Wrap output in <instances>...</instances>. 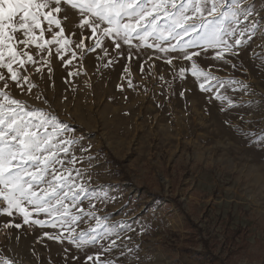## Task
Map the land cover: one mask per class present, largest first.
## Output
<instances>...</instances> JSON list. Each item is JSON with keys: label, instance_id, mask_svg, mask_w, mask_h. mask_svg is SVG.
Here are the masks:
<instances>
[{"label": "rangeland", "instance_id": "rangeland-1", "mask_svg": "<svg viewBox=\"0 0 264 264\" xmlns=\"http://www.w3.org/2000/svg\"><path fill=\"white\" fill-rule=\"evenodd\" d=\"M175 2L178 10L188 0ZM227 3L229 8L239 4L252 16L226 25L237 33L252 20L258 27L246 44L233 49L238 55L226 51L221 59L217 52L223 46H204L203 29L166 40L153 35L147 40L150 47L138 30L129 45L105 36L106 24L95 34L81 26L83 18H93L65 0L54 15L71 41L66 52H57L55 44L44 49L16 45L36 63L14 64L21 77L29 78L21 86L0 68L7 79V87L0 81V91L67 126L60 136L78 142L61 154L65 168L74 169L61 191L75 181L87 192L78 193L75 201L68 196L70 215L63 219L26 205L33 213L30 221L42 220L43 226L25 224L15 209L11 216L0 212V258L13 264H264V0ZM55 6L50 0L45 11ZM41 23L43 32L36 29V35L51 40L59 28L44 18ZM168 23L162 16L158 27L166 30ZM194 38L199 43L187 51L198 55L189 61L179 45ZM193 64L223 86L194 77ZM72 156L76 164L68 163ZM6 206L0 200V209ZM71 216L79 220L73 224ZM64 220L74 232L61 226ZM69 236L86 242L77 247ZM113 240L116 246L110 247Z\"/></svg>", "mask_w": 264, "mask_h": 264}, {"label": "snow or ice", "instance_id": "snow-or-ice-1", "mask_svg": "<svg viewBox=\"0 0 264 264\" xmlns=\"http://www.w3.org/2000/svg\"><path fill=\"white\" fill-rule=\"evenodd\" d=\"M49 2L50 0H0V68L7 69L9 78L18 86H21V80L27 82L29 78L26 75L21 77L14 69V64L23 66L25 63L35 64L36 61L31 54L18 51L17 44H34L39 49L55 44L59 45L57 52H66L67 45L71 43L64 38L61 21L54 15L61 12V0H54L56 6L50 11H45ZM65 3L73 9L79 8L81 13H88L93 18H83L81 26H90L95 34L100 25L106 24L107 27L102 29L105 36H112L117 41H123L129 45L133 34L138 30L143 31L139 39L150 47L147 40L153 35L158 39L166 40L169 36L189 35L203 29L204 35L200 39L203 40L204 46L212 49L223 46L217 52V59L223 58L226 51L238 55V51L233 49H239L246 44L258 27L257 22L252 20L250 25L237 33L235 27L226 25L229 20L233 22V25L238 24L241 17L247 22L252 16L249 10L242 9L239 4L229 8L227 0H211L210 6L209 0H188L187 4L181 3L178 10L175 0H147L146 3H142V0H65ZM189 12L191 15L188 14ZM162 16L169 21L166 30L158 27V21ZM41 18L46 19L49 26L55 24L59 28L51 40H44L42 35H36V29L43 32ZM125 18H128L129 22H124ZM148 28L151 30H146ZM178 29L180 31H177ZM17 32L22 33L25 38L18 40L15 35ZM225 37H234V40L229 43ZM40 40L44 42L40 43ZM198 43L199 41L194 38L189 41V44L179 45L184 59L191 61L193 56L198 55V53L190 54L187 51L190 44ZM100 44V41H96V47H100ZM77 46L82 48L84 45L81 43ZM115 47L119 49L120 43L117 42ZM176 47L177 45H173L172 50L175 51ZM160 50L168 51L163 47ZM75 55L73 52V58ZM24 56L26 60L22 58ZM60 58L63 60V55ZM71 62V60L67 61L69 64ZM168 63H171V60H168ZM191 67L194 77L203 76L223 86V81L212 76L210 72L198 68L195 64ZM183 74L184 69H181V75ZM0 81H4V87H7V79L3 74H0ZM32 87L34 85L29 83L28 90L31 91ZM200 87L202 90H208L204 84ZM216 98L224 99L220 94H217ZM228 102L231 104L230 100ZM67 131V126L57 117L43 110L30 111L24 102L0 91V200L7 202L6 208L0 209V212L11 216L13 209L18 210L23 215L25 224L34 223L40 226H43L45 222L39 219L30 221L29 218L33 213L26 205L34 206L37 213L43 212L49 215L59 213L60 219L70 215V206L65 204L68 196L71 195L75 201L78 193L87 192V188L83 184L72 181L68 185V191H61L65 184L71 181L74 171V169L65 168L66 161L61 158V154H68L70 147L78 142L60 136L61 132ZM77 162L74 156L68 161L71 164ZM57 164L59 168L56 167ZM49 174H51V180L46 179ZM76 175L79 176V172ZM61 209L63 211H60ZM80 211L82 212L83 209ZM88 214L94 215L92 212ZM78 220L79 217L71 216L73 224ZM65 225L68 226L69 232L75 231L66 220L61 226ZM14 226L21 227L20 224ZM52 226L55 227L56 224L53 223ZM100 226L101 222L98 220L97 228ZM48 238L62 239L60 236H48ZM69 240L77 244V247L86 242L77 241L75 236H69ZM114 246L116 241L113 240L110 247ZM88 259L93 258L89 256ZM0 260L3 264H13L11 260L3 258Z\"/></svg>", "mask_w": 264, "mask_h": 264}, {"label": "trees", "instance_id": "trees-1", "mask_svg": "<svg viewBox=\"0 0 264 264\" xmlns=\"http://www.w3.org/2000/svg\"><path fill=\"white\" fill-rule=\"evenodd\" d=\"M117 162V160H115ZM118 163V162H117Z\"/></svg>", "mask_w": 264, "mask_h": 264}]
</instances>
